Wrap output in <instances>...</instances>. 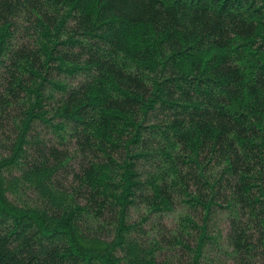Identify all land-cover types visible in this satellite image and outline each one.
Returning <instances> with one entry per match:
<instances>
[{
    "label": "trees",
    "instance_id": "16d2710c",
    "mask_svg": "<svg viewBox=\"0 0 264 264\" xmlns=\"http://www.w3.org/2000/svg\"><path fill=\"white\" fill-rule=\"evenodd\" d=\"M0 264H264V0H0Z\"/></svg>",
    "mask_w": 264,
    "mask_h": 264
},
{
    "label": "rangeland",
    "instance_id": "374dc122",
    "mask_svg": "<svg viewBox=\"0 0 264 264\" xmlns=\"http://www.w3.org/2000/svg\"><path fill=\"white\" fill-rule=\"evenodd\" d=\"M180 209H181V206L178 207V208H176L175 210L169 212V214L167 215L168 223H170V222L173 220L174 216H176V212H177L178 210H180Z\"/></svg>",
    "mask_w": 264,
    "mask_h": 264
}]
</instances>
